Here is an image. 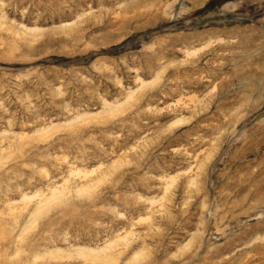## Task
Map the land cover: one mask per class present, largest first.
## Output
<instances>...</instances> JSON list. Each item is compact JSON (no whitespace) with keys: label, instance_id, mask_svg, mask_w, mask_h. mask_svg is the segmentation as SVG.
Wrapping results in <instances>:
<instances>
[{"label":"rangeland","instance_id":"1","mask_svg":"<svg viewBox=\"0 0 264 264\" xmlns=\"http://www.w3.org/2000/svg\"><path fill=\"white\" fill-rule=\"evenodd\" d=\"M0 264H264V0H0Z\"/></svg>","mask_w":264,"mask_h":264},{"label":"bare ground","instance_id":"2","mask_svg":"<svg viewBox=\"0 0 264 264\" xmlns=\"http://www.w3.org/2000/svg\"><path fill=\"white\" fill-rule=\"evenodd\" d=\"M79 250L82 251V253H83V252H86V249H79ZM90 251L95 252L96 250H90Z\"/></svg>","mask_w":264,"mask_h":264}]
</instances>
